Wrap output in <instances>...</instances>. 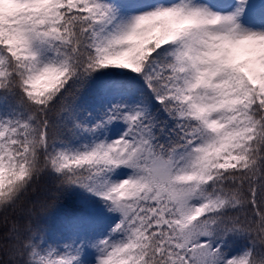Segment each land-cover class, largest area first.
I'll return each instance as SVG.
<instances>
[{
	"label": "snow or ice",
	"instance_id": "1",
	"mask_svg": "<svg viewBox=\"0 0 264 264\" xmlns=\"http://www.w3.org/2000/svg\"><path fill=\"white\" fill-rule=\"evenodd\" d=\"M0 264H264V0H0Z\"/></svg>",
	"mask_w": 264,
	"mask_h": 264
}]
</instances>
